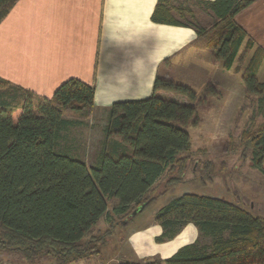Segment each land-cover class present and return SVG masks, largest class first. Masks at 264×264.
<instances>
[{
  "label": "trees",
  "instance_id": "trees-1",
  "mask_svg": "<svg viewBox=\"0 0 264 264\" xmlns=\"http://www.w3.org/2000/svg\"><path fill=\"white\" fill-rule=\"evenodd\" d=\"M16 1L0 0V22ZM254 1L157 0L153 18L200 31L191 6L212 12L205 45L214 62L239 72L246 95L256 96L261 120L243 129L240 141L264 176V77H257L264 48L234 19ZM172 2L183 8L176 9L177 18L167 7ZM93 97L94 87L77 78L44 98L0 77V254L16 255L25 264H75L99 254L116 223L125 224L144 205L130 221L182 181L190 160L187 124L197 119V95L190 86L156 77L148 98L113 103L105 110L95 163L88 165L62 141L91 115ZM162 176V192L151 194ZM103 215L108 227L93 234ZM154 221L162 228L156 242L173 239L188 223L199 237L165 260L144 259L146 264H264V218L238 200L184 193L160 207Z\"/></svg>",
  "mask_w": 264,
  "mask_h": 264
},
{
  "label": "crops",
  "instance_id": "crops-1",
  "mask_svg": "<svg viewBox=\"0 0 264 264\" xmlns=\"http://www.w3.org/2000/svg\"><path fill=\"white\" fill-rule=\"evenodd\" d=\"M156 3L157 0H17L0 22V77L44 98H50L67 79L77 78L94 87L93 111L104 112L113 103L151 96L156 77L162 78V66L172 62L175 76L169 79L175 82L186 84L184 75L197 65L201 67L193 70L194 75L202 83L214 84L227 78L230 70L214 62L205 45L206 32L214 20L212 12L191 6L200 28L197 31L185 25L155 22ZM179 5H167L175 18ZM202 16L210 22L206 24ZM234 19L264 48V0H255ZM63 116L74 117L71 113ZM163 185L158 192H162ZM163 205L147 208L125 224L116 223L100 246V253L75 264H146L144 259L165 260L180 247L195 242L199 233L192 223L173 239L156 242L162 228L154 216ZM107 227L103 215L92 233H101Z\"/></svg>",
  "mask_w": 264,
  "mask_h": 264
},
{
  "label": "rangeland",
  "instance_id": "rangeland-1",
  "mask_svg": "<svg viewBox=\"0 0 264 264\" xmlns=\"http://www.w3.org/2000/svg\"><path fill=\"white\" fill-rule=\"evenodd\" d=\"M204 20L206 24L210 22L209 18L203 17ZM239 65L241 67L242 63ZM174 66L173 62L162 66L160 76L173 78ZM198 66L201 67L192 66L186 75L183 73L188 80L186 84L197 95V119L187 124L191 140L187 170L181 174L182 181L172 185L165 196L148 210L181 194L196 193L230 202L238 200L252 215L264 218V176L252 165L249 150L240 141L241 131L261 120L255 114L256 96L246 95L239 72L230 70L227 78L207 84L195 78L193 70ZM257 77H264V60ZM84 122L81 126L71 127L62 144L69 148L73 156L91 165L95 163L99 142L103 138L102 129L107 122V114L102 110L93 111ZM165 180L166 176H162L151 194L158 192ZM3 262L24 264L21 258L10 253L0 254V264Z\"/></svg>",
  "mask_w": 264,
  "mask_h": 264
},
{
  "label": "water",
  "instance_id": "water-1",
  "mask_svg": "<svg viewBox=\"0 0 264 264\" xmlns=\"http://www.w3.org/2000/svg\"><path fill=\"white\" fill-rule=\"evenodd\" d=\"M143 206H144V205H141V206H139L137 209H135V210L130 214L129 217H132V216H134L136 213L140 212V211L142 210ZM129 217L126 218L125 220H123L122 223H126L127 220L129 219Z\"/></svg>",
  "mask_w": 264,
  "mask_h": 264
}]
</instances>
